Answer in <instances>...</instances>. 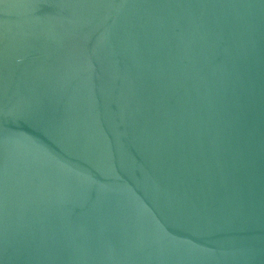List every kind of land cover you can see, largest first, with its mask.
I'll list each match as a JSON object with an SVG mask.
<instances>
[{"label":"water","instance_id":"95a60500","mask_svg":"<svg viewBox=\"0 0 264 264\" xmlns=\"http://www.w3.org/2000/svg\"><path fill=\"white\" fill-rule=\"evenodd\" d=\"M0 264H264V0H0Z\"/></svg>","mask_w":264,"mask_h":264}]
</instances>
